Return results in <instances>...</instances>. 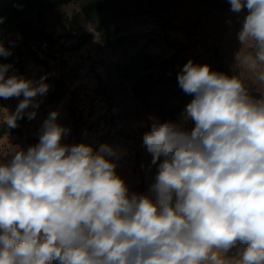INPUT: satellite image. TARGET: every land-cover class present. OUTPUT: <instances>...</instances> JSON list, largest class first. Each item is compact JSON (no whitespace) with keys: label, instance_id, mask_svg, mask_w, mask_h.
<instances>
[{"label":"clouds","instance_id":"1","mask_svg":"<svg viewBox=\"0 0 264 264\" xmlns=\"http://www.w3.org/2000/svg\"><path fill=\"white\" fill-rule=\"evenodd\" d=\"M228 2L248 10L237 38L250 51L237 64L264 85V0ZM10 55L0 40V57ZM11 68L0 63V98L23 99L10 128L34 119L26 110L49 90L45 77ZM177 80L194 99L181 122L154 121L143 134L157 165L147 194L130 193L111 146L62 144L70 129L56 111L38 144L0 159V264H264V95L191 60ZM237 243L246 247L227 257Z\"/></svg>","mask_w":264,"mask_h":264},{"label":"rangeland","instance_id":"2","mask_svg":"<svg viewBox=\"0 0 264 264\" xmlns=\"http://www.w3.org/2000/svg\"><path fill=\"white\" fill-rule=\"evenodd\" d=\"M247 13L232 12L228 0H0V40L12 51L0 63L12 65L8 75L45 77L49 85L36 98L39 107L26 110L36 117L25 115L16 127L4 121L23 97L0 98V159L38 144L41 126L56 111L57 123L70 129L62 144L84 143L94 152L111 146L118 155L110 159L130 193L147 194L157 165L142 137L154 121L181 122L190 102L174 92H183L177 77L189 60L236 75L254 98L264 95V85L237 64V56L250 51L237 38ZM140 54L154 67L138 77L160 82L145 101L137 94L138 78L125 72ZM158 102L170 111L163 113ZM244 247L237 243L226 256L236 257Z\"/></svg>","mask_w":264,"mask_h":264},{"label":"trees","instance_id":"3","mask_svg":"<svg viewBox=\"0 0 264 264\" xmlns=\"http://www.w3.org/2000/svg\"><path fill=\"white\" fill-rule=\"evenodd\" d=\"M47 1L49 0H45V3H47ZM2 29V28H0ZM154 60L147 55H143L140 54L139 56H137L136 58H133L132 61L130 63L127 64L125 72L129 73L127 74V78H131V77H137V87H139V89H137V94L139 95L140 99L145 101L148 100V93L151 92L150 90H154V88L152 86L157 85L159 82V80H155L153 77H145V78H139V74L143 73V72H147L150 68L154 67ZM138 70V71H136ZM136 72V74H135ZM141 80V81H140ZM139 81V82H138ZM155 91V90H154ZM167 92V91H165ZM155 93V92H153ZM175 95L179 96V97H183L184 99V103H189L191 102L192 99H194V95H189L183 92H174ZM189 101V102H188ZM158 107L159 109L163 112L166 113V111H170L169 107L163 103V102H158Z\"/></svg>","mask_w":264,"mask_h":264}]
</instances>
